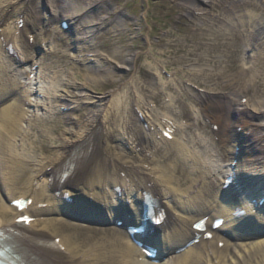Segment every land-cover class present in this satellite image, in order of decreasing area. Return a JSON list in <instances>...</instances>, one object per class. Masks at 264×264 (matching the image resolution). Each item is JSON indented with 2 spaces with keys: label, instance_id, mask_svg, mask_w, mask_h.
I'll use <instances>...</instances> for the list:
<instances>
[{
  "label": "bare ground",
  "instance_id": "1",
  "mask_svg": "<svg viewBox=\"0 0 264 264\" xmlns=\"http://www.w3.org/2000/svg\"><path fill=\"white\" fill-rule=\"evenodd\" d=\"M16 1H1L0 21L3 20V17L15 16V19L8 18V25L20 23L21 11L17 10ZM243 2L245 3L246 1H229L228 6L236 8L237 5H242ZM217 3V0H182V4L179 6L182 12L193 15L196 18V24L190 31L191 36L185 38L183 35L177 34L176 40L182 37L184 39L181 44L176 40L157 41L155 43L147 41V51L156 56L154 60L159 67L172 69L173 75L179 82H191L193 84L202 82L205 89H207V85L211 84L212 88L210 90L219 92L225 86H229V93L219 94L216 100L207 98L208 102L204 106L202 101H200L199 105H201L202 109H199L197 114L205 118L208 123L217 125V132L212 131L211 136L217 137L220 142L228 141L230 137H233L230 132L234 133L233 129H230L232 124L230 125L229 123L228 128H226L227 125L222 122L219 114L220 111L226 112L228 108V112H234L240 119L248 117L249 133L248 136L244 137V140H246V145H252L254 149L261 151L264 148L261 145L262 142L264 143V64L259 59H256L248 68L243 69L238 66L237 61H239V55L242 53L243 47L250 44V49L252 48V51H255L260 45H264V0H247L246 2L252 3L255 9V13H251L248 20L244 21L251 29L248 36L252 41L246 40L249 39L247 37L241 41L242 39L239 37L238 32H230L229 30L227 36L233 41H225L223 44L217 41L216 34H223L229 28L231 18L228 17L229 12L227 9L226 11H219V15L222 18L213 13V10L217 8ZM48 7L53 15V19H59L60 23L65 21L60 24V27L67 26L69 28L75 25V29L78 31V36L76 35V37L89 38L91 34L96 32L97 21L91 24L86 18L87 13L96 14L87 1L48 0ZM61 15L63 18L60 17ZM145 15L146 13H144ZM102 17L104 18V16ZM116 25H121V22L117 20ZM196 31H201L199 34L201 38L198 41H203L207 36L212 43L202 44L195 41L193 38L197 35ZM204 32L208 35H205ZM115 42H106L107 55L105 59L114 62L116 66L125 70L132 65L131 71L139 75L143 86L146 82V74H149L153 68L149 64L143 63L144 60L148 59L146 53L143 51V46L133 41L128 47L130 49L128 54L124 55L119 47L111 50V47L116 44ZM5 44H7V41H0V47ZM160 47H163V49L155 53L154 51ZM136 48H139L141 51L135 53L131 50ZM220 50H223L225 53L224 58H226L227 63L220 71L211 70L208 72L201 68L199 60L195 61L194 59L197 53L198 55L205 53L210 58ZM256 55L257 53L254 52L252 59H255ZM183 65H186V70L182 68ZM233 70H235V73L226 76ZM158 78L159 80H163L161 76ZM222 79L223 81L220 82ZM8 81L2 78L0 73V85ZM174 81L160 83V87H155L154 92L150 93V98L149 96L145 97L141 103L136 101L132 104V109L141 110L145 108L149 104L150 99L153 106L156 109H160L163 105V99L170 94L174 100V94H176ZM111 82L106 83V85H109ZM15 84L14 80L11 81V85L8 83L7 87L4 86L6 87L5 89L0 88V98L10 96L11 92L14 91ZM31 91L33 90L29 89L26 92H22V96L24 93L28 94ZM211 91L207 93H212ZM179 95L185 96L178 91L176 100H171L170 106L175 107L177 105L179 118H185V116L190 118V115L187 114V104L183 100H181L182 104L178 103L179 100L177 99ZM109 96L110 93L104 98V103L110 101ZM245 98L247 99L245 100ZM196 99L200 100L202 98L196 95ZM98 103L100 102L98 101L95 104L97 106L96 109L87 111L85 119L80 125V132L69 130L67 135L71 136L70 142L67 144L63 143L57 155L51 154L52 157H45L46 159H41V157L44 153H49L48 147L41 140H39V143L35 139L31 143V135L29 134L23 136L24 139L30 142L29 147H22L24 153L22 152L20 155L15 149L12 139L18 134L19 124L17 123L27 119V113L21 109L18 100L14 99L0 112V169L5 166L9 170L8 180H5V182L9 183L10 187H16V185L23 183L25 179L24 182L26 184L24 185H26V190L20 198L31 201L21 212L14 209L11 203H0V229L11 231L20 238H27L32 242L30 247L38 257L51 264H126L129 254L124 256V251L127 247V250L134 256L138 254L139 258H145L144 253L140 252L121 227H113L105 239L88 243L84 247H78L72 234H62L59 228H57V223H61L60 221L63 220L61 216H56L51 220L37 219L36 216L43 212H61L57 206L48 211L38 208L41 194L32 193V181L29 182L27 180L28 172L31 169L30 166L38 159L35 161L34 176L42 178V192L46 190L57 192L58 196L62 198V196L72 189V181L80 182L83 186H87L85 179H88L90 181H88L90 188L88 190L95 192L98 196L103 195L108 187L111 186L121 189V196L127 195L125 191L127 188H131L138 194L146 192L150 195L153 200V213L155 216L160 214L162 216L161 226L170 230V232L167 231L166 240L161 242L162 245L165 247L170 246V249L177 250L188 242L193 241L191 247H188L186 252H173L162 264H264V239L248 241V236H245L247 241L229 242L221 235L228 232L232 238H235L234 236L237 237V232L234 230L236 225L241 226L245 224V221H249L252 218L254 220L263 218L258 214L260 201L264 197V185L261 188V182L256 181L255 189L260 187L261 192L260 195L255 194L254 207L248 210L241 205L218 202V195L222 194L226 197V192L232 187V184L224 188V182L227 178L225 177L220 180L221 184L219 186L214 187L205 177L204 180L202 175H195L198 172L199 174L203 173L200 172V168H203V163H199V155L190 151L184 145L177 144L173 146L177 153L176 155L171 152L160 153L159 149L156 150L154 153L157 154L162 163L157 170L152 168L151 162L149 163L145 156H140L136 165L125 164L119 158L111 155L106 150V147L112 138L119 137L123 139L125 137L124 133H127L129 128L126 125L122 127L115 124L110 117L104 118L107 126L103 129L99 128L102 106ZM249 109L253 113H249ZM153 116L156 119L158 117L157 114H153ZM43 119L41 121H44V127L47 132L49 131L48 133L50 134L56 133V130ZM161 127L162 132H169L174 128L173 124L168 122L161 123ZM228 129H230L229 133L227 132ZM180 132L185 134L186 139L196 146L195 148L208 149V147L212 146L210 148L216 152V155L220 159L224 158V155L220 152V145L213 144L212 139V141L206 139L207 126L200 122L199 119L194 118L192 123L183 125L180 128ZM195 132H197L196 136H194ZM47 139H49L51 144H54L55 139L51 137ZM159 141H165L163 134L159 136ZM127 143L131 144L130 149H137L139 147L135 141L129 143L127 140ZM88 147L90 152L80 164H74L68 170L69 176L62 182L56 181L54 173L69 154L72 151H79ZM205 154V152L202 153V155ZM173 157L174 160H180L190 166L193 172L186 173L177 166L170 167L169 172V167L164 162ZM235 167L237 170L229 177L235 180H242L245 174L243 166L241 167L239 164H236ZM245 170L247 172V169ZM2 172L0 171V173ZM190 173H194V176L191 177ZM222 173H226V171H222ZM203 175L206 176L207 174L203 173ZM182 182H189V184L183 189L181 186ZM170 184L177 187L176 204L179 209L184 212L186 211V213L192 210L193 214L191 216H178L179 218L173 216L166 202L173 195V191L169 187ZM85 188L87 190V187ZM228 199L229 197L226 200ZM131 205L134 211L139 209L138 204L131 203ZM240 211H242V214L237 215L236 213ZM24 216L30 218V220L26 223L18 222ZM203 218L207 219L206 232L212 234L209 240L205 238V234L196 233L192 228L196 221ZM221 218L225 224H222L217 230H211L213 220ZM239 237L243 236L238 235L237 238ZM33 242H42V244L46 245L36 246ZM129 264L133 263L130 262ZM137 264H143L142 260H137Z\"/></svg>",
  "mask_w": 264,
  "mask_h": 264
},
{
  "label": "rangeland",
  "instance_id": "2",
  "mask_svg": "<svg viewBox=\"0 0 264 264\" xmlns=\"http://www.w3.org/2000/svg\"><path fill=\"white\" fill-rule=\"evenodd\" d=\"M1 1L3 0H0V5H2ZM85 1L91 5V9L95 10L93 12H96V14H86L88 22L94 24L97 21L96 32L91 34L89 38L76 37L78 31H76L75 25L69 28L67 26L60 27V24L65 21L60 23L59 19L52 18L53 15L48 7V0H17L16 8L21 11L20 23L8 25V18L15 19V16L3 17V20L0 21V41H8V45L0 48V71L3 73V77L10 80V82L0 85V88L5 89L8 83L11 85V81L15 80L16 82L11 95L0 98V102L7 100L5 105L0 107V112L14 99H17L21 109L27 113V119L17 123L19 124L18 134L12 139L16 151L21 155L22 152L24 153L22 147H29L30 142L23 138L24 135L29 134L31 135V143L35 139L39 143V140H41L48 147L49 153H44L41 159L45 157L51 158V154L57 155L62 148V144H67L71 140V136L67 135L68 131L79 133L80 125L85 119L87 111L96 109L97 106L95 104L99 101L100 103L98 104L102 106L100 118L102 128L106 126L104 119L106 117H110L117 125L123 127L126 125L129 128L128 133H124L125 137L123 139L119 137L112 138L109 142L108 150L110 154L119 156L122 162L137 164V154L140 153L139 155H141L144 153L152 163L153 168L157 170L162 163L160 162L161 159L154 155V149L159 147L164 153L166 152L165 148H167L173 153L171 147L178 143L193 149L196 154L200 152L201 155L206 150L204 148H192L191 142H186L185 134L180 131H171L170 138H166L167 143L160 142L155 138L156 135L159 136L161 131L158 123L168 121L176 126L175 130L178 127H182L186 122L192 123L197 116L194 110L202 109L199 102L202 101L204 106L208 102L207 98L216 100L219 94L229 93V86H225L220 92H213L207 95L202 82L194 84L191 82H179L176 77L172 76V69L159 67L154 60L156 56L147 51V41L152 43L165 40L174 41L177 34L183 35L185 38L191 36L190 31L196 24V18L193 15L182 12L179 8L182 0ZM217 1V8L213 10V13L222 18L219 15V11L222 12L227 9L229 12L228 17L231 18L229 28L223 34H216L217 41L220 44L225 41H233L227 36L229 30L230 32H238L239 37L242 39L241 41L245 40L246 37L249 38L246 40L252 41L248 36L251 29L244 23V21L248 20L251 13H255L252 3H246L247 0H244L246 1L245 3L243 2L242 5H237L236 8H233L228 6L229 1L233 0ZM144 13H146L145 16ZM60 17L63 18L62 15ZM117 20L121 22V25H116ZM200 33L201 31H196L197 35L193 38L195 41L200 40ZM204 34L208 35L206 32ZM182 38H177L176 41L181 44L184 41ZM107 41H116L111 50L119 47L124 55L128 54L130 50L128 47L133 41L143 46L144 50H142L148 57L143 63L149 64L154 68L150 70L149 74H146V82L143 86L139 75L131 71L132 65L125 70L116 66L114 62L105 59ZM198 42L202 44L212 43L207 36L203 41ZM163 47L165 46L163 45ZM163 47L157 48L154 52H158ZM131 50L135 53L141 51L139 48ZM242 50L239 55V61H237L240 68H248L256 59H259L264 64L263 44L255 51H252V48L250 49V44L243 47ZM254 52L257 55L256 58L254 56L255 59H252ZM224 55L223 50H220L210 58L205 53L201 55L197 53L194 59L195 61L199 60L201 68L208 72L211 70L220 71L227 64ZM182 68L186 70V65H183ZM233 73H235V70L226 76ZM158 76H161L163 80L159 81ZM171 80H175L174 88L176 94H174V100L178 96V91L185 95H179L177 100H179V104H182L181 100L187 104V114L190 115V118L187 116L184 119L178 117L179 109L177 105L175 107L170 106L171 100H173L171 94L163 99V105L160 109H156L153 106L151 99L145 108L141 110L132 109V104L136 101L141 103L145 97L149 96L150 98V93L154 92L155 87H160V83H167ZM110 81L112 82L106 85ZM29 87L33 91L28 94L24 93L22 96V92L29 90ZM109 93L110 101L104 103L103 100ZM196 95L202 99L197 100ZM248 112L253 113L251 109ZM153 114L158 115L157 120ZM219 114L222 122L227 125L226 128H228L229 123L234 126H231L230 129H236L238 137H230L226 142H219L218 139L213 138L216 144L221 145V152L224 154V158L220 161L214 150L210 148L211 146L208 147L207 154L199 158L205 161L204 167L206 166L207 168L202 169L204 171L210 170L207 180L211 181L214 186H219V180L229 175V170L233 171L234 164L243 161L247 168V178L259 181L264 176V150L257 151V149L248 148L245 151V142L238 140L249 132L248 117L240 119L234 112H228V108L226 112L220 111ZM43 118L56 130V133L50 134L48 133L49 131L47 132L44 127V121H41ZM197 118L202 123L206 122L202 116ZM207 126V132L209 133L212 130H217L215 125L208 124ZM230 129H228V133ZM230 133L234 135L233 132ZM150 136L154 138V141L150 140ZM48 137L55 139L54 144H51L49 139H47ZM131 138L139 143V151L129 148L126 141ZM255 157H261V163L254 165L248 163ZM35 161L30 166L31 169L28 172L27 180L29 182L32 181V192L36 191V194H41L39 208L48 211L56 205L61 211L58 214L62 213V215L67 216L65 220L61 221L65 225H57L60 232L62 234H72L78 247H84L87 242L93 243L105 239L109 235L110 228L99 227L102 224H106L104 216L99 218L84 213L78 205H87L91 209H97L93 204L87 203V200H85V203L81 202V200L79 202H77L78 200L74 202L71 200L70 203H65L63 200L58 199L55 192L48 190L41 192L40 184L42 181L34 176ZM164 164L167 166L177 165L179 169L185 170V172H188L187 170L191 171L183 162H174V159L165 161ZM0 171H3L0 173V203H7V200L10 201L21 197L26 190L25 179L23 183L16 185V187H10L9 183L5 182V180H8L9 170L3 166ZM222 171H226V173H222ZM173 189L176 190L175 186ZM241 196H243L242 204L250 208L251 204L245 199V195ZM8 197L10 198L8 199ZM174 201V198H169L168 205L175 209V214H178L179 211ZM236 203L240 202L237 200ZM54 217L55 213L50 212H43L36 216L37 219L41 220H51ZM241 233L247 234L245 230Z\"/></svg>",
  "mask_w": 264,
  "mask_h": 264
}]
</instances>
